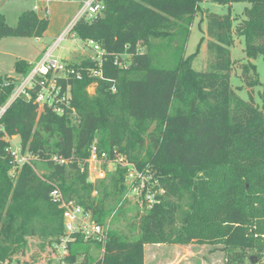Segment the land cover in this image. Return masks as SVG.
<instances>
[{
    "label": "trees",
    "instance_id": "trees-1",
    "mask_svg": "<svg viewBox=\"0 0 264 264\" xmlns=\"http://www.w3.org/2000/svg\"><path fill=\"white\" fill-rule=\"evenodd\" d=\"M205 2L249 7L240 21L230 13L203 11L206 66L195 71L197 51L186 56L185 48ZM47 27L46 17L34 10L21 12L14 26L0 13V40L41 38ZM70 33L104 50L99 66L89 58L68 66L84 75L82 81H60L63 90L68 87L70 109L60 116L47 106L38 111L32 99L19 98L0 117V261L27 264L24 259L33 243L43 251L61 242L62 210L49 197L55 188L66 201L90 212L97 224L104 225L119 203L114 211L116 216L121 213L117 211L126 205L125 169L112 172L117 196L111 211L104 204L107 184L87 178L92 144L110 159L123 156L137 170L150 172L165 194L146 211L134 206L143 213L137 236L108 230L104 245L77 236L64 262L136 264L146 243L194 238L220 240L229 250L251 248L253 256L264 259V82L251 63L264 56V0H105L100 14L81 16ZM232 34L244 39L247 61L239 78L249 96L261 87L260 107L251 96L242 100L229 84ZM89 69L100 70L101 78L88 77ZM15 70L20 78L30 65L18 61ZM15 80L0 77V106L13 92ZM13 137L23 153L35 158L19 168L6 153V139ZM181 192L189 195L185 205ZM132 227L128 224V232ZM88 243L103 247L99 258L88 257L83 250Z\"/></svg>",
    "mask_w": 264,
    "mask_h": 264
},
{
    "label": "rangeland",
    "instance_id": "rangeland-1",
    "mask_svg": "<svg viewBox=\"0 0 264 264\" xmlns=\"http://www.w3.org/2000/svg\"><path fill=\"white\" fill-rule=\"evenodd\" d=\"M31 0H7L0 13L3 14L6 24L14 26L17 22L18 15L25 10H32ZM72 3L70 0H60L59 5L53 8V4L48 6V11L39 9L34 11L39 17H46L48 20L47 30L49 37L42 36L41 38H19V37H7L0 40V77H10L12 79H18L19 75L15 70V64L18 61L24 62L28 65H32L39 59L40 56L52 49L53 59H60L65 62L66 60L72 63H79L86 58H97L93 49L84 47L83 42L74 35L73 39H70L67 35H64L68 27L70 26L73 16L80 10L78 5L69 6ZM52 7V8H51ZM248 4H233L230 7L219 6L210 2L201 4V10L194 18L193 24L190 28V34L187 40L185 54L186 56L195 53L192 60V68L195 71L203 70L206 66V37L205 22L203 11L207 10L210 13L218 15H226L230 13L231 18L242 20L243 11L248 8ZM202 11V13H201ZM236 26V21H232V31ZM67 28L65 31L64 29ZM64 31V32H63ZM63 32V34H62ZM62 34V39L58 40L56 37ZM232 46L229 48L230 60L232 62V69L230 72L229 84L233 89H238L237 95L244 101H249L250 96L254 103L260 107L261 101L258 91H261V87H256L249 96V89L242 83L241 64L246 63L247 58L244 52V39L242 37H236L232 34ZM200 40H203L200 43ZM255 65L258 74L259 82H264V56H259L255 60L251 61ZM31 67V66H30ZM88 93L93 94L94 84L88 88ZM144 143L148 144L147 136H143ZM19 144V139L13 137L9 141L12 151L16 150ZM38 169H40L38 171ZM113 169V166L110 167ZM38 174L43 172L39 166L37 168ZM104 181L107 184V194L104 204L111 207V211L116 204L117 189L113 186L112 181L115 183L116 177L112 172H107L106 176L95 181L96 185L99 181ZM182 204L185 205L189 201L188 193L181 192ZM117 212L121 211L116 216L113 215L114 207L111 215L105 219V225L108 224L109 230H115L117 233L126 235L137 236V221L143 213H138L135 209V205L131 201L124 202ZM137 216V217H136ZM136 217V218H135ZM128 224H133L132 230L128 232ZM59 248V247H58ZM90 259H97L102 255L103 247L96 246L95 244L88 243L83 248ZM60 250L56 247L53 249L39 250L36 246V242L32 244L30 250L25 256L24 261L27 264H62L60 259ZM81 258V257H80ZM23 260V259H22ZM240 260L244 261V264H263L264 259L258 260L253 256L252 249L247 247H238L233 250L225 247L220 240L211 243L210 241L203 240L201 238L189 239L181 243L175 244H153L146 243L143 246V255L140 260L136 261V264H241ZM21 264V263H20ZM65 264H67L65 262Z\"/></svg>",
    "mask_w": 264,
    "mask_h": 264
},
{
    "label": "built area",
    "instance_id": "built-area-1",
    "mask_svg": "<svg viewBox=\"0 0 264 264\" xmlns=\"http://www.w3.org/2000/svg\"><path fill=\"white\" fill-rule=\"evenodd\" d=\"M105 9V0H83L78 16L71 22L64 35L73 39L74 34L70 33L71 28L78 18L84 16L89 18L100 14ZM35 11L36 8H33ZM63 34V33H62ZM61 34V35H62ZM58 40L62 39V36ZM85 47L93 49L97 58L90 59L100 65L101 56L104 50L93 41L83 43ZM28 73L15 80L14 90L9 96L7 102L0 106V117L6 111L10 103L16 99L23 98L37 105L38 111H42L44 106L52 109L57 115H65V110L70 109L68 87L64 90L61 86V80L72 78L75 81L83 80V73L73 67H68L70 64L53 59L52 49L47 50L34 64L30 65ZM88 77L101 78L100 70H87ZM11 139V138H10ZM9 138L6 140L10 141ZM6 153L11 157V164L14 168L30 163L35 158L28 153H23L21 146L18 144L16 150L12 151L11 146L6 150ZM60 164H65L64 160L53 159ZM87 178L88 181L94 183L97 180L103 179L107 172H114L115 168L120 167L125 169L124 185L125 192L122 202L131 201L142 212L151 209L152 206L158 204L165 194L164 188L160 185L150 172L145 170H137V168L129 163L123 156L114 154L113 158L100 151L95 144L89 148V155L86 159ZM113 166V169L110 167ZM49 197L53 203L62 210L64 237L56 246L60 250L59 256L62 264L64 257L68 253L67 247L75 240L77 236L85 242H95L104 245L108 238L109 226L100 225L93 221L90 212H86L82 207L76 205L73 201H66L58 189H53ZM122 203H119L117 208ZM116 208V210H117ZM115 211L113 212L114 215ZM59 247V248H58ZM0 264H13L9 261H0Z\"/></svg>",
    "mask_w": 264,
    "mask_h": 264
},
{
    "label": "crops",
    "instance_id": "crops-1",
    "mask_svg": "<svg viewBox=\"0 0 264 264\" xmlns=\"http://www.w3.org/2000/svg\"><path fill=\"white\" fill-rule=\"evenodd\" d=\"M6 1L7 0H0V10L3 8L2 6H4L5 5V3H6ZM70 1H72V3H69V6H72V5H78L79 6V8H81V6H82V2H83V0H70ZM31 2V8L33 7V8H36V10L35 11H37V10H39V9H44V10H46V11H48V6H50L51 4H53L52 6H53V8H55L56 6H60L59 5V2H60V0H31L30 1ZM33 8H32V10H33ZM52 8V7H51ZM78 13H79V11L73 16V20L78 16ZM39 17V16H38ZM72 20V21H73ZM67 28H65L64 29V31L66 30ZM63 31V32H64ZM62 32V33H63ZM48 36L49 37V32H48V30L46 29V31H45V33H44V36ZM61 35V33L56 37L57 39H58V37ZM43 36V37H44ZM45 53V52H44ZM41 57V56H40ZM39 57V58H40ZM38 60V59H37ZM36 60V61H37ZM66 63H68V64H70V62H68L67 60L65 61ZM88 91H89V89H88Z\"/></svg>",
    "mask_w": 264,
    "mask_h": 264
}]
</instances>
